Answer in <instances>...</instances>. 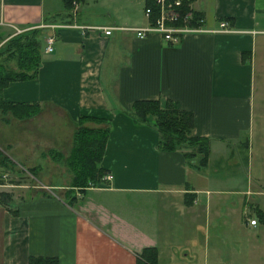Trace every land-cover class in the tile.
Returning <instances> with one entry per match:
<instances>
[{"label":"crops","instance_id":"0c3cea01","mask_svg":"<svg viewBox=\"0 0 264 264\" xmlns=\"http://www.w3.org/2000/svg\"><path fill=\"white\" fill-rule=\"evenodd\" d=\"M74 1L67 14L61 0H0V42L42 23L53 24L43 30L54 34L50 52L42 50V37L35 76L0 90L4 102L39 104L31 116L4 111L5 126L23 132L5 133L0 143L22 144L15 153L23 160L50 149L65 156L80 115L104 118L109 130L99 165L109 178L81 192L74 188L70 203L61 184L18 196L8 186L20 183L5 177L10 157L0 151L7 157L0 160V191L11 194L15 209L0 202V264H27L30 254L55 256L57 264H135L145 246L156 248V264H216L205 260L198 232L207 224L217 237L233 226L238 206L243 226L254 227L247 203L263 233L246 237L241 256L264 264V197H258L264 195V0H192L201 28L175 41L159 32L137 36L131 27L147 19L134 0ZM97 1L103 14L93 21L85 9ZM136 1L142 11L143 0ZM72 23L112 29L105 34ZM137 98H169L191 110L192 133L209 140L206 164L196 169L180 150H159L156 128L133 122L125 111ZM48 110L57 120L34 124L36 131L25 127ZM60 121L69 125L66 137ZM239 141L247 151L245 175L255 181L237 188L233 172L218 175L208 166L215 157L227 160ZM27 185L33 184L23 183L25 191Z\"/></svg>","mask_w":264,"mask_h":264},{"label":"trees","instance_id":"16d2710c","mask_svg":"<svg viewBox=\"0 0 264 264\" xmlns=\"http://www.w3.org/2000/svg\"><path fill=\"white\" fill-rule=\"evenodd\" d=\"M63 10L70 14L69 9L73 0H61ZM80 1V0H76ZM192 0H179L173 5L178 16L175 20L165 21L172 25L187 24L197 25L201 13L190 7ZM149 8L148 20L154 21L159 8L155 0H143V9ZM189 12L190 17L184 21L183 16ZM43 29L33 27L16 32L0 43V90L10 80L27 79L35 76L40 63V49ZM11 60L12 65H6ZM0 109L9 110L18 117L31 116L39 110L36 102H4L0 98ZM133 122L153 125L157 132L156 146L159 150H180L182 155L199 169L207 162L208 137L192 133L193 112L181 108L175 100L157 98L133 99L125 110ZM90 122V123H87ZM109 124L104 118L80 115L75 122L71 135V144L65 156L55 155V150L50 149L51 158L61 160L66 170L70 173L68 187L64 189L65 201L70 203L77 191L95 185L101 180L104 173L99 165L104 144L107 138ZM7 158L0 154V160ZM36 167L25 168L34 175ZM38 168V166H37ZM66 196H68L66 198ZM0 202L9 208L11 194L0 191ZM13 213L15 209L9 208ZM27 264H57L52 255H28ZM135 264H156V248L143 247L136 257Z\"/></svg>","mask_w":264,"mask_h":264},{"label":"rangeland","instance_id":"374dc122","mask_svg":"<svg viewBox=\"0 0 264 264\" xmlns=\"http://www.w3.org/2000/svg\"><path fill=\"white\" fill-rule=\"evenodd\" d=\"M134 2L136 7L139 8L138 13L141 16L144 15L143 10L141 11L142 2L139 1L138 4L136 0H134ZM100 10H101V6L97 1L96 3H90L85 9V13L90 14L91 20L95 21V17L99 16L100 14H103L102 12H100ZM40 28L44 29V27L41 26ZM42 31L43 34L45 35L46 30H42ZM44 35L42 37H44ZM6 63H7L6 65L9 66L13 64L11 60H7ZM4 120H6L4 119V111L0 109V140L2 139L1 135L5 133L7 134V137H9L10 135H12L11 133L19 134L20 132H23L20 131L18 128L9 129L10 124L8 123L7 125L8 127L5 126ZM55 120H57L55 119V114L50 112V110H48L42 112L38 118L31 120V122L28 123L27 125L28 127L27 126L25 127L28 129L32 127V129L29 130H33L35 128L34 124L36 123L52 122ZM60 122H61L60 128L58 130L59 134L60 136L64 135V137H66L67 133L70 130L69 125L67 124L66 121H60ZM4 127L8 128L9 130L6 129V131H4L5 129ZM34 131L36 130L34 129ZM53 131L58 132L57 130L55 131V129H53ZM60 132L64 134H61ZM23 140L26 139L23 138ZM22 147H23L22 144L20 145L18 144L10 148L0 143V151L4 152L7 156L10 157V160H7L9 166L6 169L7 170L6 172H8V174H6L5 176L6 179L8 181L12 180V182L16 181L21 184V185L11 184V186H8L9 188L12 189V192L16 193V195L18 196H21L23 195V193L25 195L33 191H36V189H44V190L52 189L53 191H56V189L58 188L56 187L55 189V184L63 185V187L60 188V191H64V189H66L67 187L66 185L68 182L67 179L68 173L65 170L64 165L61 163V160L56 161L54 160V158H51L50 151H47V154L46 155L44 154L42 157L35 158V160L32 161L23 160L16 155V153L21 152ZM231 148H233V150L232 153L230 152V154L228 155L227 160L220 159L221 161H216L219 158L215 157V159L212 160L208 168L210 169L214 165L218 175H224L233 172L234 175L236 176L233 186H236L237 188L240 186V184H244L243 187L246 186L247 183L249 184L252 182L254 184L255 179L253 177L247 178L245 175L246 171L244 168L245 165L244 159L247 153L246 147H244L242 145V142L239 141L237 146L235 147L230 146L229 149ZM39 149L41 148H38V150ZM260 165H264V163ZM260 165L255 167L259 168ZM28 167H36L34 175L30 174V172L25 170V168ZM262 173H264V170H262ZM251 175L253 174L251 173ZM23 183L24 185L26 184H33V185L32 186L27 185L29 190L25 191L26 188L22 186ZM233 195H234L233 197L244 196L243 194H237V195L233 194ZM256 196L257 195H252V197H256ZM258 197H264V195H260V196L258 195ZM245 207L246 210L257 219V224L252 228L248 226H243L244 222L242 220L244 219V217L243 215H241L242 214L241 206H238L237 211L234 213L233 218L235 219V221H233V226L225 228V230H221L220 234L217 237H215V232L213 233V230L210 226H208L207 224L202 226L201 229L202 233L199 234L198 232L197 238H198V242L204 245L205 248L204 255H205V260H207V262L209 263L216 262V264H253V262L256 261L252 259L253 262H251L249 261V259L245 258L244 256L243 257L241 256L242 250H244L243 245H245V242L243 241L246 239V237H248L250 234L261 235L263 233L262 224L261 221L259 220V215L256 213L254 206H252V204L247 203ZM245 215L248 216V214L246 213ZM246 219L248 220L247 217ZM201 240H203V242ZM215 247H217L218 250H215L214 249ZM212 250H214V252H212ZM256 250L258 251V248H256ZM212 253L214 257L212 256Z\"/></svg>","mask_w":264,"mask_h":264},{"label":"built area","instance_id":"2783aa9c","mask_svg":"<svg viewBox=\"0 0 264 264\" xmlns=\"http://www.w3.org/2000/svg\"><path fill=\"white\" fill-rule=\"evenodd\" d=\"M74 0L72 1L73 4V9L71 12L74 10ZM155 2L158 4V15L154 19V21H149L148 20V15H149V8L145 7L143 9V13L147 19V23L144 26H132L131 29L135 31V34L139 37H143L146 33L149 32H159L169 38L171 41H175L177 39V36H179L182 33L189 32V31H196L197 29L201 28V18L198 19L199 23L197 25H187V24H182V25H172L165 23V21H172L175 20L176 17L178 16V13L176 10L173 9L174 4H178L179 0H155ZM74 13V12H73ZM190 17L189 12H187L184 16L183 19L186 21ZM70 26H75L79 28H90V27H98L102 29V31L105 34L110 33L112 26H103V25H89V24H77V23H72L69 24ZM220 25L222 28L225 29L226 25L225 22H220ZM39 26L41 27H53V24H47V23H42ZM177 35V36H176ZM43 47L42 50L44 52H50L52 50L53 46V41H54V34L53 32H46L43 38ZM108 179L109 174H103L102 179ZM248 222L249 223H254L255 219L252 217H248Z\"/></svg>","mask_w":264,"mask_h":264}]
</instances>
